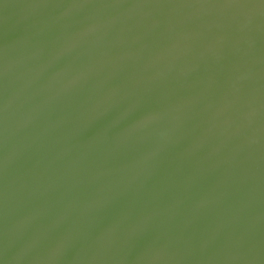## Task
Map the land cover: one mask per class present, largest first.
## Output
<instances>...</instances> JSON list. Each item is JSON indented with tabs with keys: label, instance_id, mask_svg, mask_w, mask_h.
<instances>
[{
	"label": "water",
	"instance_id": "obj_1",
	"mask_svg": "<svg viewBox=\"0 0 264 264\" xmlns=\"http://www.w3.org/2000/svg\"><path fill=\"white\" fill-rule=\"evenodd\" d=\"M0 264H264V0H0Z\"/></svg>",
	"mask_w": 264,
	"mask_h": 264
}]
</instances>
